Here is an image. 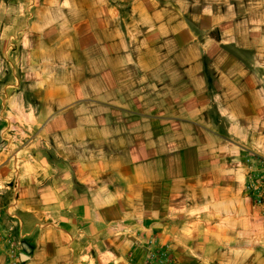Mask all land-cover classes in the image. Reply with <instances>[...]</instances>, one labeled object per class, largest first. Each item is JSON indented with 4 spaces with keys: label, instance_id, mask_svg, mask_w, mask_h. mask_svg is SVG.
<instances>
[{
    "label": "crops",
    "instance_id": "obj_1",
    "mask_svg": "<svg viewBox=\"0 0 264 264\" xmlns=\"http://www.w3.org/2000/svg\"><path fill=\"white\" fill-rule=\"evenodd\" d=\"M264 0H0V264H264Z\"/></svg>",
    "mask_w": 264,
    "mask_h": 264
},
{
    "label": "built area",
    "instance_id": "obj_2",
    "mask_svg": "<svg viewBox=\"0 0 264 264\" xmlns=\"http://www.w3.org/2000/svg\"><path fill=\"white\" fill-rule=\"evenodd\" d=\"M250 170L247 175V183L245 185V191L249 194L253 193L256 197L255 203L262 205L264 202V159L257 158L249 166ZM3 239L8 246V254L11 259H16L13 252L14 242L9 236L0 232V240ZM151 248L148 257L143 264H175V261L171 255L170 248L167 245L160 246L156 242H151Z\"/></svg>",
    "mask_w": 264,
    "mask_h": 264
}]
</instances>
